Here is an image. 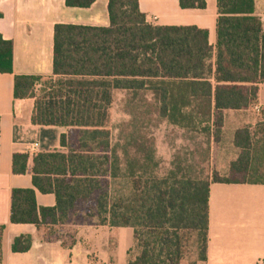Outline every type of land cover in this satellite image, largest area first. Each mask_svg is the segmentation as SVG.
<instances>
[{
	"label": "trees",
	"instance_id": "1",
	"mask_svg": "<svg viewBox=\"0 0 264 264\" xmlns=\"http://www.w3.org/2000/svg\"><path fill=\"white\" fill-rule=\"evenodd\" d=\"M95 1L66 0V6L88 9ZM178 1L184 10L206 8L205 0ZM217 7L214 70L207 30L152 25L139 0H109V27L55 26L53 75L16 76L14 96L35 100L33 125L66 129V151L36 154L30 169L29 155H15L13 172L29 171L34 188L54 194L56 206L40 208L34 189H14L12 224L34 225L48 241L54 225L71 222L132 228L128 255L140 251L127 264H182L192 241L198 260H206L210 184L246 182L257 132L237 130L241 153L228 177L213 172L202 179L178 161L160 178L153 138L141 133L139 117L121 126L116 142L110 123L115 92L130 95L127 109L133 111L150 94L146 108L172 126L206 136L210 159L222 112L250 109L264 84V20L255 14V0H217ZM13 55V43L0 35V74L13 73ZM31 245L21 236L12 251L25 253Z\"/></svg>",
	"mask_w": 264,
	"mask_h": 264
},
{
	"label": "crops",
	"instance_id": "2",
	"mask_svg": "<svg viewBox=\"0 0 264 264\" xmlns=\"http://www.w3.org/2000/svg\"><path fill=\"white\" fill-rule=\"evenodd\" d=\"M205 1L206 8L201 10L181 9L178 0H139V3L152 25L207 30L213 48L209 63L214 70L218 7L217 0ZM108 3L109 0H96L90 8L79 9L67 7L66 0H0V35L14 47L13 73L0 74V226L4 227L0 264L128 263V252L134 246L132 228L100 227L95 221L92 225L71 222L54 225L53 239L48 241L45 232L34 225L10 221L14 189H34L40 208L56 206L54 194H43L34 188L29 171L13 172L14 156L29 155L30 169L34 155L66 151L61 146L65 128L32 124L35 100L15 98V77H51L55 26L109 27ZM255 14L264 20V0H255ZM210 80L214 83L213 76ZM118 92L121 91L115 92L114 100ZM258 96L256 104L263 111L264 84L260 85ZM261 114L253 106L222 112L219 139L212 146L213 169L220 176L228 177L230 164L241 153L234 142L237 130L248 128L256 132L258 125L264 127ZM259 134L252 145L246 182L210 184L207 256L205 261L197 259L194 264H264V128ZM21 236L31 238V248L25 253H14L12 243Z\"/></svg>",
	"mask_w": 264,
	"mask_h": 264
},
{
	"label": "rangeland",
	"instance_id": "3",
	"mask_svg": "<svg viewBox=\"0 0 264 264\" xmlns=\"http://www.w3.org/2000/svg\"><path fill=\"white\" fill-rule=\"evenodd\" d=\"M130 95L125 92H118L115 95L113 107L111 109L110 128L113 133L114 142L117 141L121 126H127L134 116L139 117L141 121L142 134H147L152 137L155 147V159L158 163L156 175L160 178L165 177L170 171L174 170L175 164L182 161L184 166H193L195 174L200 178L205 179L215 172L212 161V146L211 144L210 159L207 161V139L201 132H187L184 129L172 126L167 120L161 118L157 113H153L146 105L151 104V95L145 96L141 107L135 111L127 109ZM145 107V108H143ZM147 110H151V114L145 115ZM262 118V117H261ZM149 119V121H147ZM263 119V118H262ZM263 126V124H261ZM256 135H260L257 128ZM214 158V156H213ZM139 249H134L131 252V258L139 254ZM129 257V259H130ZM198 259L196 245L194 241L190 242L186 249L184 264H194Z\"/></svg>",
	"mask_w": 264,
	"mask_h": 264
},
{
	"label": "built area",
	"instance_id": "4",
	"mask_svg": "<svg viewBox=\"0 0 264 264\" xmlns=\"http://www.w3.org/2000/svg\"><path fill=\"white\" fill-rule=\"evenodd\" d=\"M253 109H254V111L257 112V113H261V112H262V108H261L259 105H257V104H254V105H253ZM35 147L37 148L38 145H35Z\"/></svg>",
	"mask_w": 264,
	"mask_h": 264
}]
</instances>
